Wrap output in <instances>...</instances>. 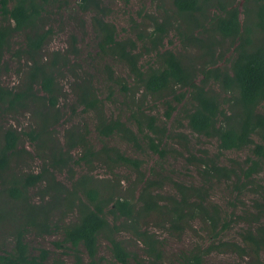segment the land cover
<instances>
[{"label":"trees","instance_id":"1","mask_svg":"<svg viewBox=\"0 0 264 264\" xmlns=\"http://www.w3.org/2000/svg\"><path fill=\"white\" fill-rule=\"evenodd\" d=\"M59 1L0 0L2 21L7 24L0 27V58L4 51L12 47L10 43L13 35H23V46L12 53V60L17 59L19 64L24 61L27 69L25 81L19 90L0 86V108L3 113L30 111L39 128V131L33 128L28 133L22 131L18 134L14 129L3 133V144L0 142V180H4V175L11 170L13 158L23 154L18 148L22 136L29 137L31 142H37L41 148L45 133L51 135L50 129L61 117L57 104L63 95L62 80L65 72L73 78L70 84L75 101L72 111L81 108L86 113L94 114L95 131L99 137L119 138L127 144L140 147L136 131L120 118L106 116V102L101 98L94 77L75 62L80 53L77 38L70 36L69 48L50 54L46 51L54 31L46 30L43 25L50 15L48 8ZM233 1L173 0L172 4L179 18L188 22L186 29L179 31L185 39L183 46L189 43L199 48V62L196 63V58L183 59L173 51L161 52L159 47H164L166 28L156 23L153 32L137 35L139 41L145 45L146 41L150 44L146 49L155 51L158 58V65H149L146 70L138 66L140 54L136 53L137 41L132 38L118 39L116 28L105 19L107 10L101 6L100 0H81L80 6L82 12L92 11L94 14L93 28L97 45L104 57L109 56L129 67L135 81L142 84L150 94H160L174 86L186 88L188 91L175 95V100L180 103L185 96L188 97L184 111L189 129L197 135L216 139L220 154L248 148L253 157L236 168L232 164H218L219 157L198 158L185 147L189 154L188 162L198 167V182L184 184L169 176L160 179L157 178V173L152 174L155 179H146L140 172V160L106 144L100 151L93 149L87 140V132L81 133L74 126L66 132V154L55 144L52 147L50 140L46 142L42 150L46 155L44 159L51 161L49 167L57 172L68 167L72 177L75 173L68 166L70 161L69 164L80 166L83 163L89 168L100 164L111 174L121 168L136 172L138 182L143 184L138 197L133 192L132 195L127 192L117 195L122 191L119 179L115 183L110 179L100 180L85 175L76 179L72 188L68 189L46 167L38 175H20V178L13 181V188L8 189L13 191L12 196L17 198L16 201L31 203L28 194L30 188L43 184L44 181H49L50 185H46L41 191L43 204L31 203L35 210L42 211V218L38 220L40 215L36 216L35 220L16 231L14 247L0 255V264H45L48 252L42 251L39 258L29 256L24 237L29 226L48 230L50 216L59 208L64 209L63 215L69 211L76 216L75 221L63 227L62 242L55 243L58 247L65 246L70 250L75 264H101V239L108 242L117 264H131V261L135 264H161V242L147 226L153 223L160 230L181 234L191 228L195 221L203 226L210 244L207 249L198 246L196 251L186 254L183 257L186 264H202L205 255L220 249L237 252L242 258L250 257L249 264H262L260 253L264 252V185L257 182L254 175L258 173L260 161L264 158V113L260 111L264 108V0H241L242 13L247 21L243 24L240 20L241 10ZM211 9H216L221 14L211 17ZM208 28L223 40H229L234 48L228 68L218 67V59H223V54H217L220 46L211 41L204 42L195 35L196 30H200L199 34L202 35L209 31ZM103 72L107 75L103 84L109 86L110 90L116 86L128 92V82L124 77L116 76L111 66L106 65ZM209 82H215L221 92H216L212 86L208 88ZM110 90L109 95L113 97ZM38 93L44 95L40 96ZM166 103L169 109L166 116L169 118L174 107L171 102ZM137 108V113L135 110L132 113V119L136 122L138 132L145 125L152 135H146L149 148L164 158L167 151L161 148V143L165 137V129L157 126L155 116L146 115L142 111L144 107ZM253 136L261 141L256 143ZM181 139L184 140L183 137ZM77 148L82 150V156L75 160L71 152ZM222 182H233L239 192L250 193L253 196L250 209H242L241 214L227 213L213 201L211 191ZM166 183L174 191L173 194L164 196L162 191ZM18 185L22 190L15 188ZM46 197H49V201H46ZM234 223L246 225L240 234V243L224 242L223 233ZM126 233L143 243V256L128 250L129 245L121 238ZM83 253L87 257L85 263Z\"/></svg>","mask_w":264,"mask_h":264},{"label":"rangeland","instance_id":"2","mask_svg":"<svg viewBox=\"0 0 264 264\" xmlns=\"http://www.w3.org/2000/svg\"><path fill=\"white\" fill-rule=\"evenodd\" d=\"M173 0H100L101 6L107 10L106 21L116 28L119 40H127L132 38L137 41L136 53L140 54V61L138 66L146 70L149 65L156 67L158 65V58L155 51H148L146 46L150 44L146 41L145 45L138 40V33L149 34L154 31L155 24H162L165 28L164 47H159L161 52L173 51L183 59H195L199 62L201 51L195 48L193 44L185 43L179 31L186 29L188 22L185 19H180L172 4ZM234 5L239 6L241 10V23H246V16L242 13L243 2L241 0H234ZM81 0H60L53 3L48 8L49 17L44 23V28L52 29L54 31L52 40L47 44L46 51L50 54L56 50H63L69 48L70 36L77 38V47L80 51L78 59L75 60L77 65L89 72L95 80L96 86L101 92V98L106 102V116L110 118H120L127 123L139 135V148L127 144L119 138L103 139L99 137L95 131L96 123L95 116L92 113H86L81 108L72 111L74 104V95L71 91L70 84L73 78L68 72H65V77L62 80V87L64 88L62 96L58 99L57 108L60 110L61 117L50 131L51 135L46 134L41 140V148L37 142H31L29 137L22 136L18 148L23 151L21 157L13 158L11 170L4 175L5 179L0 180V255L11 251L15 243L16 231L22 228L27 223L32 222L38 217L42 218V211L35 210L32 204H43L41 191L45 186L50 185L49 181H44L43 184H38L29 189L28 194L30 202L25 200H18L12 196V192L8 189L13 188V181L17 180L24 174H41L44 168H48L55 175V178L64 184L66 188L71 189L72 183L85 175H91L95 179L112 180L118 183L119 179L122 183L120 187L122 191L127 194H133L138 197L139 191L142 188L141 183L138 182V174L132 173L127 169L121 168L115 170L114 173H108L107 169L100 164H95L93 168L85 166L83 163L80 166H75L74 163L69 164L71 171L75 173L72 177V172L69 173L68 167H63L60 171H55L49 167L50 159L46 158L43 153L46 142L50 140L49 144H55L64 154H66V132L72 127H76L81 133L87 132V140L90 142L93 149L100 151L101 147L106 144L108 147L118 148L121 152L130 157L137 158L142 162L140 172L147 178L152 177L153 173H157V178L162 179L163 176L172 177L174 181L184 184H192L197 181V169L195 164L188 162L189 154L185 151L188 147L189 152L196 155L198 158H216L220 165L228 166L234 165L236 168L243 166L249 157H253L251 149L227 151L222 154L218 150V142L216 139L200 136L193 133L186 121L184 104L187 103L188 97L179 103L175 100V95H180L186 88L178 86L171 87L169 90L161 92L160 94H150L144 86L136 82L135 77L129 71L125 64L111 58L104 57L97 45V36L93 28V12H82ZM221 13L216 9H211L210 16L220 15ZM203 22V19L202 21ZM5 23L2 21L0 14V27ZM190 24V23H189ZM7 26V24H5ZM209 27V26H208ZM208 32L200 35V30L195 31V35L204 42H214L215 45L220 46L217 49V54H223V59H218V67L228 68L229 60L234 55V48L231 46L229 40H223L221 36L214 32ZM146 37V36H145ZM23 35L14 34L11 38V48L4 51L0 58V86L4 88H13L19 90L25 81L24 74L27 72L24 61L21 64L12 60V53L16 49L23 46ZM199 46V45H198ZM218 56V55H217ZM73 62V61H72ZM71 62V63H72ZM106 65L112 67L116 76L124 77L128 82V92L122 91L120 88L114 86L113 88L103 84L107 75L103 70ZM199 67V66H198ZM198 78V80H200ZM216 92H221L219 86L215 82H209L208 88L211 87ZM109 90L112 95H109ZM43 96V93H38ZM110 97V98H108ZM171 102L174 109L167 118L166 113L169 111L167 103ZM137 107H144L143 112L146 115H153L156 117L157 126L165 129V137L161 143V148L167 151L165 157H160L154 153L148 146L146 135H151L145 125L142 131L138 132L136 122H133L132 113H137ZM227 112L228 107L226 106ZM48 111V110H46ZM264 113V108L260 110ZM39 121V120H38ZM49 121L52 122V119ZM40 122V121H39ZM35 128L39 131L38 125L35 123L30 111H23L18 113H3L0 108V142L3 144L2 135L6 130L14 129L18 134L23 132H30ZM152 136V135H151ZM181 137L184 138L181 139ZM52 140V141H51ZM253 141L259 143L258 137L253 136ZM182 153V155H180ZM44 154V155H43ZM50 154V153H49ZM71 156L77 160L82 156V150L77 148L71 152ZM46 160V161H45ZM46 162V163H45ZM21 175V176H20ZM20 176V177H19ZM255 180L264 185V158L260 161V169L254 175ZM138 183V184H137ZM137 186V187H136ZM15 188L22 190V187L15 186ZM173 189L165 184V189L162 191L164 196L173 194ZM253 196L244 191L239 192L233 182H222L214 186L211 191V199L221 206L227 213L241 214V210L250 209ZM45 199V198H44ZM49 201V197H46ZM63 208H59L52 213L51 220L48 223L49 229L27 227V232L24 241L28 248L29 256H36L39 258L42 251L48 252L45 264H75L73 254L67 247H58L55 243L62 242L63 227L75 221V214L67 212L62 214ZM245 215V213H244ZM147 228L155 233L161 242L163 248V259L161 264H186L184 256L190 251H196L198 246L207 249L210 244L206 231L203 226L195 221L192 227L186 229L181 234H171L164 230L154 227L150 223ZM246 228L245 224L234 223L230 229L223 233L222 239L224 242H238L240 243V234ZM126 241L128 250L132 253L143 256L144 245L136 237L131 234H124L121 237ZM99 257L101 264H117L110 252V247L107 241L101 239L99 242ZM84 263L87 261L86 255L83 253ZM250 257H243L242 255L227 249L213 250L203 257L202 264H249ZM260 260L264 264V252L260 253ZM131 264H135L131 261Z\"/></svg>","mask_w":264,"mask_h":264}]
</instances>
